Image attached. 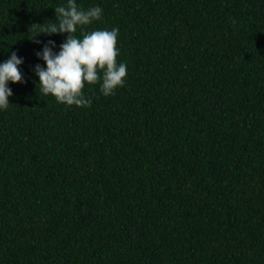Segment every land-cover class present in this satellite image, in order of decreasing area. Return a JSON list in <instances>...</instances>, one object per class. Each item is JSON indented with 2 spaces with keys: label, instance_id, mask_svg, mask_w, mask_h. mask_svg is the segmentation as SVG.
I'll return each mask as SVG.
<instances>
[{
  "label": "trees",
  "instance_id": "16d2710c",
  "mask_svg": "<svg viewBox=\"0 0 264 264\" xmlns=\"http://www.w3.org/2000/svg\"><path fill=\"white\" fill-rule=\"evenodd\" d=\"M62 3L0 0V264H264V0H77L127 65L91 107L38 93Z\"/></svg>",
  "mask_w": 264,
  "mask_h": 264
},
{
  "label": "clouds",
  "instance_id": "9594fccd",
  "mask_svg": "<svg viewBox=\"0 0 264 264\" xmlns=\"http://www.w3.org/2000/svg\"><path fill=\"white\" fill-rule=\"evenodd\" d=\"M56 22L42 24L34 30L32 37L67 33L66 39L59 45L48 40L42 43L36 52L43 65L33 66V73L39 80V95H51L56 101L67 106L91 107L92 99L83 91L85 84H99L100 93L105 96L115 94V90L124 86L127 65L118 62L120 49L117 46L119 29H95L83 31L84 26L99 21L103 16L100 6L87 9L78 5L77 0H66L54 7ZM81 29V35H75ZM24 58L13 51L9 58L0 62V111L7 110L13 95L11 83H26L20 67Z\"/></svg>",
  "mask_w": 264,
  "mask_h": 264
}]
</instances>
